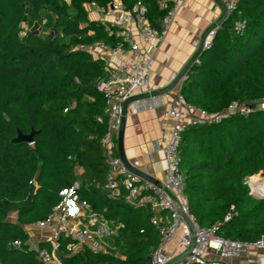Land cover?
Listing matches in <instances>:
<instances>
[{
  "label": "trees",
  "instance_id": "16d2710c",
  "mask_svg": "<svg viewBox=\"0 0 264 264\" xmlns=\"http://www.w3.org/2000/svg\"><path fill=\"white\" fill-rule=\"evenodd\" d=\"M114 1L0 0V264H42L25 245L26 226L44 219L59 191L76 180L82 198L106 208L124 228L109 253L87 248L71 254L69 239L62 238L63 263L151 264L159 235L148 210L110 199L104 188L108 163L100 140L109 122L98 84L107 63L87 48L117 38L89 17L87 5L107 10ZM138 1L159 29L166 11L158 0H121L129 10ZM237 20L245 21L242 33L234 30ZM26 25L28 33L20 36ZM180 93L207 113L233 101L251 108L218 123L188 124L179 153L197 222H221L217 235L225 239L256 241L264 236V198L250 193L247 179L264 174V0H237L212 46L186 71ZM18 130L33 133V142L15 141ZM17 239L20 247L13 245Z\"/></svg>",
  "mask_w": 264,
  "mask_h": 264
},
{
  "label": "built area",
  "instance_id": "2783aa9c",
  "mask_svg": "<svg viewBox=\"0 0 264 264\" xmlns=\"http://www.w3.org/2000/svg\"><path fill=\"white\" fill-rule=\"evenodd\" d=\"M184 1L158 0L159 7L166 11L159 29L148 22V8L142 1H138L133 10L126 8L121 0H115L107 10L92 4L99 12L100 20L107 25L110 35L116 37L117 41L113 45L96 41L87 49L94 55L102 57L103 53L108 51L129 55L119 62L107 63L106 74L98 84L107 99L109 122L108 130L100 140L108 163L104 188L108 198L121 199L130 207H144L148 210L150 223L157 229L159 235L158 244L150 254L151 264H166L172 257L180 254L172 256L169 253V247L175 241L179 242L183 251L194 243L190 254L180 264H227L225 260L229 258L247 259L246 264H264V259L250 258L254 249L264 253V236L253 242L225 239L217 235L221 222L208 227L197 222L190 212L185 192L186 177L180 168L179 147L182 132L188 124L218 123L234 112L248 114L251 110L248 105L233 101L222 112L207 113L186 102L179 93L178 101L169 105L165 111L167 116L173 117L176 121L161 135L166 169L164 178L159 180L158 184L131 171L119 154L118 135L122 127L123 104L135 95L136 89L148 85L154 63L150 48L166 37ZM218 1L224 8V18L236 9L237 0ZM106 13L112 15L109 21L103 20ZM132 22L136 26L137 34L148 48H144L136 40ZM219 27L220 22L215 23L208 29L206 36L200 42H196L199 52L212 46ZM244 28V20H237L234 23L236 32L242 33ZM28 31L26 25L20 36H25ZM194 61H197V57ZM184 78L185 75L182 79ZM260 105L264 108V99ZM184 110L196 111L197 114L190 116L185 122ZM253 176L247 179L250 193L264 194V191L260 193L256 189L258 185L264 190V180L258 179V183L254 184ZM81 184L80 180H76L72 185L62 188L59 191V202L52 207L48 215L26 226L29 238L25 245L37 252L42 264H64L60 255L62 238L69 239L65 246L66 251L71 254L87 248L104 253L116 250L115 240L120 237L124 223L107 217L106 208L96 209L92 203L82 198L79 193ZM33 228L43 230V233L48 232L34 238L30 233ZM13 245L20 247L22 241L14 240ZM208 251L215 253L217 258H208L206 256Z\"/></svg>",
  "mask_w": 264,
  "mask_h": 264
},
{
  "label": "crops",
  "instance_id": "0c3cea01",
  "mask_svg": "<svg viewBox=\"0 0 264 264\" xmlns=\"http://www.w3.org/2000/svg\"><path fill=\"white\" fill-rule=\"evenodd\" d=\"M89 17L99 19V12L92 5H87ZM112 15L106 13L103 20L109 21ZM224 18V8L218 0H185L181 5L166 37L152 46L154 63L148 85L136 89L135 95L126 101L124 115V148L128 160L139 169L161 180L165 176L166 163L161 140L162 132L175 123V119L167 116V107L178 101L180 87L184 79L171 90L163 93L182 69L192 63L199 52L196 42H200L208 29ZM136 40L144 47L148 45L137 34L132 22ZM38 33L41 28L37 25ZM129 55L105 52L106 63H116ZM185 122L196 111H183ZM28 229V228H27ZM48 231H44L46 233ZM34 238L41 237L43 230L33 228L30 231ZM183 251V247L175 241L169 247V253L174 256ZM208 258H217L212 251L206 253ZM251 259H264L261 250L254 249ZM227 264H246L247 259H226Z\"/></svg>",
  "mask_w": 264,
  "mask_h": 264
},
{
  "label": "water",
  "instance_id": "95a60500",
  "mask_svg": "<svg viewBox=\"0 0 264 264\" xmlns=\"http://www.w3.org/2000/svg\"><path fill=\"white\" fill-rule=\"evenodd\" d=\"M112 6V5H111ZM222 19L219 21L221 22ZM191 66V63L186 65L182 71H180V73L177 75V77L173 80V82L166 88H164L162 90L163 93L171 90L173 87H175L178 82L184 77L186 71L188 70V68ZM125 109H126V103L123 104V119H122V127L119 131V135H118V149H119V154L120 157L122 159V161L124 162V164L133 172H135L136 174L140 175L141 177L150 180L151 182L158 184L159 180L155 177H153L152 175L148 174L147 172L139 169L138 167L134 166L127 158L126 156V152H125V148H124V115H125ZM28 141V142H33V133L31 134H23L20 130H18V136L16 137L15 141ZM252 195L258 197V198H264V194H258L255 192H251ZM194 246V243L191 244L190 247H188L185 251H183L182 253L172 257L166 264H180L182 261H184L188 255L190 254L192 248Z\"/></svg>",
  "mask_w": 264,
  "mask_h": 264
},
{
  "label": "rangeland",
  "instance_id": "374dc122",
  "mask_svg": "<svg viewBox=\"0 0 264 264\" xmlns=\"http://www.w3.org/2000/svg\"><path fill=\"white\" fill-rule=\"evenodd\" d=\"M34 38L38 37V35L36 34L35 36H33ZM258 177V179L260 180H264V175L262 173H258L256 175L253 176V180H256V178Z\"/></svg>",
  "mask_w": 264,
  "mask_h": 264
},
{
  "label": "bare ground",
  "instance_id": "6f19581e",
  "mask_svg": "<svg viewBox=\"0 0 264 264\" xmlns=\"http://www.w3.org/2000/svg\"><path fill=\"white\" fill-rule=\"evenodd\" d=\"M252 183L257 184V183H258V177L256 178V180H253V179H252ZM256 187H257L256 189H257L260 193H263L264 190H263L262 187H260V186H258V185H257ZM258 187H259V188H258Z\"/></svg>",
  "mask_w": 264,
  "mask_h": 264
}]
</instances>
